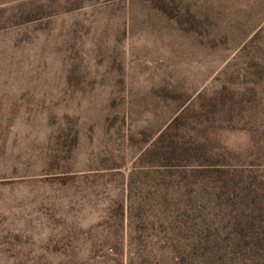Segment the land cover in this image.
Masks as SVG:
<instances>
[{
	"label": "rangeland",
	"instance_id": "rangeland-1",
	"mask_svg": "<svg viewBox=\"0 0 264 264\" xmlns=\"http://www.w3.org/2000/svg\"><path fill=\"white\" fill-rule=\"evenodd\" d=\"M0 264H264V0H0Z\"/></svg>",
	"mask_w": 264,
	"mask_h": 264
}]
</instances>
